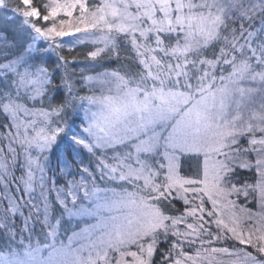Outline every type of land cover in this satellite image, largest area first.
<instances>
[{
    "label": "snow or ice",
    "instance_id": "obj_1",
    "mask_svg": "<svg viewBox=\"0 0 264 264\" xmlns=\"http://www.w3.org/2000/svg\"><path fill=\"white\" fill-rule=\"evenodd\" d=\"M0 57V264H264V0H0Z\"/></svg>",
    "mask_w": 264,
    "mask_h": 264
},
{
    "label": "rangeland",
    "instance_id": "obj_2",
    "mask_svg": "<svg viewBox=\"0 0 264 264\" xmlns=\"http://www.w3.org/2000/svg\"><path fill=\"white\" fill-rule=\"evenodd\" d=\"M65 39H71V38H65ZM25 47H26V45H25ZM88 47H91L90 45H88V46H84V48L83 49H78L77 50V52L76 53H73V54H69L68 53V55L70 56V55H76L77 56V58H78V60H77V68H76V71H77V75L79 76V74H80V69H81V67H83L85 64H87L89 61H87L86 59H85V51H86V48H88ZM22 50V49H21ZM0 59H2V57H0ZM53 59H55V61H54V63L56 62V56H55V54H50L49 56H48V62H49V65L51 66V67H55V65H53ZM112 66L113 67H117L118 65H116L114 62H113V64H112ZM88 74H92V73H88ZM59 75H60V71L59 70H57L56 71V77H57V79L59 78ZM77 88H79L80 89V95H89V94H91V93H89L88 91H87V89L86 88H81L80 87V83L78 82L77 83ZM79 103V102H78ZM81 115H83V113L81 112ZM183 169H185L187 172H194V170H195V161H190V160H188V159H185V161H184V164H183ZM248 173V172H247ZM249 175H251V177L249 178V179H240V181L241 182H243L244 180H249V181H251L252 179H254V176H253V174H249ZM238 203H241V204H243L244 203V197L243 196H241L240 197V199L238 200ZM248 207H250V208H252L253 210H255V201H253L252 203H250V204H248ZM36 233H37V235L39 236V239L41 240V241H43V235H40V228H39V226L37 227V229H36ZM36 237H34V239H35ZM0 250H3V248L2 247H0Z\"/></svg>",
    "mask_w": 264,
    "mask_h": 264
},
{
    "label": "trees",
    "instance_id": "obj_3",
    "mask_svg": "<svg viewBox=\"0 0 264 264\" xmlns=\"http://www.w3.org/2000/svg\"><path fill=\"white\" fill-rule=\"evenodd\" d=\"M64 54L65 55H68V52H67V50H65V52H64ZM77 60H78V58H77ZM54 61H55V59H53V65H55V63H54ZM58 151H59V149H58ZM183 171L185 172V173H187V174H189V175H191L192 174V172H187L185 169H183ZM250 173H247V172H245V171H241L240 172V174H239V179H249L250 177H251V175H249ZM241 247H243V246H241Z\"/></svg>",
    "mask_w": 264,
    "mask_h": 264
}]
</instances>
